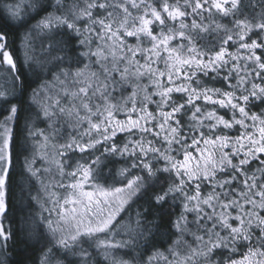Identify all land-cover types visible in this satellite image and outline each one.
<instances>
[{
	"label": "snow or ice",
	"instance_id": "snow-or-ice-1",
	"mask_svg": "<svg viewBox=\"0 0 264 264\" xmlns=\"http://www.w3.org/2000/svg\"><path fill=\"white\" fill-rule=\"evenodd\" d=\"M0 264H264V0H0Z\"/></svg>",
	"mask_w": 264,
	"mask_h": 264
},
{
	"label": "trees",
	"instance_id": "trees-1",
	"mask_svg": "<svg viewBox=\"0 0 264 264\" xmlns=\"http://www.w3.org/2000/svg\"><path fill=\"white\" fill-rule=\"evenodd\" d=\"M5 31L9 32V40L10 42L11 41H14L16 39V36H15V30L12 29V28H8L5 26L4 28ZM18 196H19V189H16L15 192H14V203H15V206L13 208V214L15 215L16 212H17V209L19 208V200H18Z\"/></svg>",
	"mask_w": 264,
	"mask_h": 264
}]
</instances>
